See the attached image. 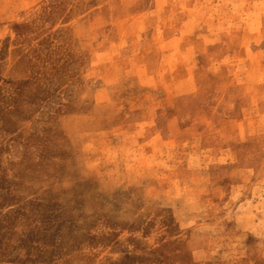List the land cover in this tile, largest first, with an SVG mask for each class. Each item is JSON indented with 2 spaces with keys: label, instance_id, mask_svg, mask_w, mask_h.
I'll use <instances>...</instances> for the list:
<instances>
[{
  "label": "rangeland",
  "instance_id": "obj_1",
  "mask_svg": "<svg viewBox=\"0 0 264 264\" xmlns=\"http://www.w3.org/2000/svg\"><path fill=\"white\" fill-rule=\"evenodd\" d=\"M0 264H264V0H0Z\"/></svg>",
  "mask_w": 264,
  "mask_h": 264
}]
</instances>
